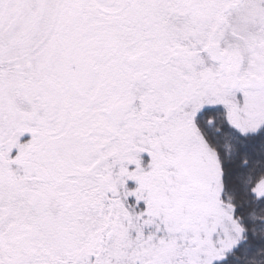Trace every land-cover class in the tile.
<instances>
[{"label":"snow or ice","instance_id":"1","mask_svg":"<svg viewBox=\"0 0 264 264\" xmlns=\"http://www.w3.org/2000/svg\"><path fill=\"white\" fill-rule=\"evenodd\" d=\"M0 264H264V0H0Z\"/></svg>","mask_w":264,"mask_h":264}]
</instances>
